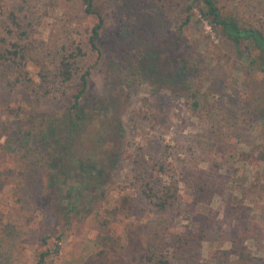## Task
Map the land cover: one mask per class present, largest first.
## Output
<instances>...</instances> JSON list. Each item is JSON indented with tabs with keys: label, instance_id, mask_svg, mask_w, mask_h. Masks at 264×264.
<instances>
[{
	"label": "rangeland",
	"instance_id": "obj_1",
	"mask_svg": "<svg viewBox=\"0 0 264 264\" xmlns=\"http://www.w3.org/2000/svg\"><path fill=\"white\" fill-rule=\"evenodd\" d=\"M218 1L226 12L239 14L264 31V0ZM163 4L164 21L177 30L185 14L176 0L158 4H152V0H97V10L104 18L100 56L89 43L98 17L84 13L82 0H0V51L7 50L15 41L29 47L28 70L33 80L24 82L11 62L1 63L0 125H5L4 130L8 129L9 133L12 121L21 122L27 114H54L66 110L73 102L81 88L80 76L62 83L52 64L60 47L73 41H81L86 51L79 62L82 72L91 71L84 106L95 111L99 105H111V115L121 120L125 130L113 178L106 186L107 199L98 207L102 213L100 219L109 220L108 225L104 227L94 211L86 217L74 215L71 223L66 224L51 214L45 207L47 203L41 200L32 225L12 226L5 221L0 226V264H38L42 253H47L44 264H100L98 249L104 245L101 241L107 235L115 241L111 246L114 256L120 258V246H124L131 258L133 250L146 242L148 229L157 214L143 193L145 185L154 182L161 163L174 166L180 172L185 161L198 156L201 169L211 174L209 167L218 166L217 173L236 181L237 189L230 193L232 199L219 194L212 199L211 208L218 222L211 240L203 241L200 236L187 257L180 256L170 264H218L211 263L210 258L219 254L225 258V264H229L228 256L223 253L241 245L256 258L245 264H264V204L257 198L260 190L257 184L264 183V159H261L264 156V101L260 108L252 101L254 96L263 93V74L260 71L251 74L252 69L238 60L232 47L224 44L221 35L199 11H192V22L187 30V54L190 66L196 69L191 81H203L204 91L218 108L216 120L220 124L219 133L223 134L220 147L209 149L207 146V149L202 136L210 124L191 109L186 79H162L134 49L129 59H123V55L116 54L118 48L112 41L117 23L133 29L138 19L134 17L135 12L149 9V14L154 13ZM121 6L130 12L123 16V21L118 20ZM13 13L21 29L11 34L8 29L13 27ZM150 27L151 21L147 20L145 29ZM22 31L28 35L22 37L19 33ZM130 36L134 38V34ZM16 111L20 112L18 118L13 116ZM38 154L35 150L16 152L0 167V211L6 212L11 206L20 165L26 159H38ZM7 169L13 173L9 174ZM184 172L187 171L184 169ZM180 186L183 204L174 206L172 213L175 210L177 214V226H184L190 222L187 215L193 200L186 194L182 182ZM256 191L252 195L251 192ZM230 200L232 204H239V220L234 215L226 219L223 213L222 205ZM194 219L200 220L198 216ZM244 222L258 223L261 233L243 239L237 231Z\"/></svg>",
	"mask_w": 264,
	"mask_h": 264
},
{
	"label": "trees",
	"instance_id": "obj_2",
	"mask_svg": "<svg viewBox=\"0 0 264 264\" xmlns=\"http://www.w3.org/2000/svg\"><path fill=\"white\" fill-rule=\"evenodd\" d=\"M96 1L82 0V4L87 16L98 17V23L91 30L89 43L92 50L102 56L99 41L104 28V18L97 10ZM162 1L165 0H152V4ZM176 1L178 8L185 14V19L177 30L171 29L164 21L163 4L154 13L149 14V9L135 12L134 17L138 19L134 31L122 26L121 22L117 23L112 41L118 48L116 54L123 55V59H129L128 56L134 49L141 53V59L149 62V69L162 79H186L190 89L189 97L192 99L191 109L198 113L202 121L210 124L205 136H202V143L209 149L220 147L223 134L219 133L220 124L216 120L219 118L216 103L211 102L210 95L204 91L202 80L191 81V75L196 69L190 66L187 54V30L192 22V11H199L201 17L221 35L224 44L232 47L238 60H243L249 69H252L251 74L256 71L263 74V88L264 31L239 14L226 12L218 0ZM120 8L122 9L118 20L123 21V16L126 17L130 12L126 7ZM12 17L13 27L8 29L11 34L21 29L16 14L13 13ZM147 20L151 21L152 27L145 29ZM19 33L22 37L28 35L25 31ZM133 34L132 39L130 35ZM143 35L145 39L142 38ZM29 49L23 42L15 41L7 50L0 51V65L2 62H11L19 78L26 83L33 81L28 70ZM57 55L52 64L58 79L62 83H68L80 76L81 88L64 111L50 115L27 114L21 122L12 121L13 126H10L9 133L8 129L4 130L5 125H0V167L9 162L16 152L35 150L39 153L38 159H26L20 165L14 180L11 206L6 212L0 211V226L5 221L10 222L12 226L32 225L34 212L41 200L47 203L45 207L51 214L63 219L66 224L71 223L74 215L82 214L86 217L93 211L104 227L109 223V220L100 219L102 213L99 208L107 199L106 186L113 178L125 130L121 120L111 115V105H99L95 107V111H90L83 104L91 71L87 69L82 72L79 63L80 59L86 56L82 42L73 41L62 45ZM252 101H256L260 108L264 101V90L259 96H254ZM13 116L18 118L20 112L16 111ZM199 157L185 161L180 172L165 162L157 167L154 182L149 181L143 191L157 211L148 229L146 242L141 248L138 247V250H133L131 258L128 249L120 246L118 258L113 255L111 248L115 241L111 240V236H104L105 240L101 241L104 245L98 249L100 264H170L173 259H180V256L187 257L200 236L203 241L211 240L212 230L218 222L217 215H214L211 208L212 199L218 194L232 199L230 193L237 189L238 184L220 176L217 173L218 166H210L209 170L213 173L208 174L200 168ZM261 159H264V156ZM7 172L13 173L11 169H7ZM181 182L193 203L191 202L192 206L189 204V224L177 226V214L175 210L172 213V209L178 203L183 204V196L179 194ZM257 185L260 189L258 202L264 204V183ZM251 193L253 195L257 191ZM222 209L226 219L233 215L236 220L240 219L238 203L232 204L230 200L222 205ZM195 216L200 220H195ZM205 224L207 228L203 227ZM238 228L237 232L243 239H251L261 233V227L256 222H244ZM223 254L228 256L226 261L229 264H245L256 259L243 245L235 246ZM46 255L47 253L41 254L38 264L45 263ZM210 259L211 263H226L220 254L213 255Z\"/></svg>",
	"mask_w": 264,
	"mask_h": 264
}]
</instances>
